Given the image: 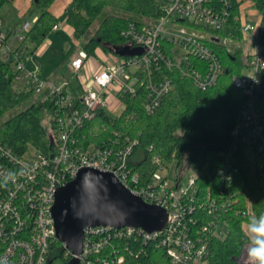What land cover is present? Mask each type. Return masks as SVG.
Returning a JSON list of instances; mask_svg holds the SVG:
<instances>
[{
	"label": "built area",
	"instance_id": "built-area-1",
	"mask_svg": "<svg viewBox=\"0 0 264 264\" xmlns=\"http://www.w3.org/2000/svg\"><path fill=\"white\" fill-rule=\"evenodd\" d=\"M240 1L237 20L242 42H249V50H244L249 56V64L241 74L232 76V84L241 89L247 98L239 111V122L231 133L237 142L244 145L246 159L257 164L264 185V107L259 109L255 103V91L263 81L264 47L254 42L262 30V15L250 10L252 4L249 0ZM163 2L162 14L155 22L143 26L130 23L122 31L125 41L119 46L139 47L142 53L103 62L88 84L84 85L81 95L73 90L67 79L42 81L37 67H26V52L17 49L18 45L12 47L14 42L20 44L25 39L33 22L23 21L8 38L4 20L0 17V49H3L4 57L14 59V80L38 92V100L51 103L53 126L49 133L54 135V149L49 154L35 149L37 155L31 158L26 157L28 151L20 156L0 143V264L47 263L50 246L57 240L51 216L55 193L84 167L112 173L145 203L164 208L167 221L162 230L151 233L129 226L86 227L82 251L76 256L78 264H92L93 257H99L105 264L121 262L123 257L119 248L112 246L114 248L108 253L106 251L113 239L130 235H139L143 240L157 239L171 264H202L209 239L225 237L227 221L221 211L233 204V194H225V191L231 185V159L238 149H230L228 155L223 157L224 166L217 169L221 177L218 193L214 194L213 190L200 193L195 174L184 182L178 176L174 179L160 178L155 171L143 183L140 173L128 162L136 140L126 138L120 141L118 132L114 133L115 137L103 139L100 143L90 140L83 143L79 137L78 132L99 111L106 113L107 95H113L112 102L114 99L120 101L122 110L115 115L119 116L125 107L122 97L135 95L139 87H144L143 109L146 113L155 111L173 88L172 79L161 75L162 65L178 68L199 88L216 83L222 64L207 41L226 46L232 41L230 36L217 39L212 32L227 24L230 0ZM56 28L57 25H54L53 29ZM161 42L169 44L166 53ZM236 43L242 47L241 43ZM109 52L114 54L112 48ZM87 57L83 50L78 51L70 61L71 71L79 72ZM192 59L197 61L193 62ZM248 147L252 149L250 152L247 151ZM153 160L158 168L164 167L157 157H153ZM241 215L245 231L247 220L253 217L249 202ZM65 255L74 257L68 249H65Z\"/></svg>",
	"mask_w": 264,
	"mask_h": 264
},
{
	"label": "trees",
	"instance_id": "trees-1",
	"mask_svg": "<svg viewBox=\"0 0 264 264\" xmlns=\"http://www.w3.org/2000/svg\"><path fill=\"white\" fill-rule=\"evenodd\" d=\"M53 1L34 0L38 16L17 49L36 51L52 27L58 24L59 20L49 12ZM249 1L252 8L262 15V30L254 42L264 47V0ZM240 2L230 0L227 24L212 31L217 39L230 36L232 41L227 46L207 41L222 64L215 84L199 88L178 68L162 65L161 75L172 79L173 88L155 111H144L142 103L146 89L139 87L135 95L122 97L125 107L119 116H111L101 110L78 132L83 143L88 140L100 143L103 139L115 137V132L120 134V141L126 138L136 140L128 162L140 173L143 183L158 169V164L153 160V157H157L163 166L174 163L176 170L191 168L197 175L196 185L200 193L207 190L218 193L221 177L217 169L224 166L223 157L228 155L230 149H238L231 159V185L225 191V194H233V204L221 211L227 221V233L223 239H209L202 264H243L247 239L242 228L244 218L241 213L248 202L253 216L264 213V185L257 164L246 159L244 145L237 142L231 133L239 122V111L247 98L241 89L232 84V76L241 74L249 64V56L236 43L243 39L237 20ZM162 5L163 0H72L66 10V22L73 28L75 39H84L82 50L86 55L94 56L97 48L109 52L113 46L123 44L122 31L130 23L143 26L155 22L162 14ZM106 8L111 11L104 15L94 33L89 34L91 22ZM6 12L9 21H14L8 31L10 38L21 19L17 18L8 0H0V17ZM197 29L203 30L201 27ZM161 43L166 53L169 44ZM228 46L231 47L230 51ZM14 63L13 57L0 55V143L20 156L30 147L49 154L54 149V135L49 133L53 126L51 103L33 97L32 88L15 87ZM255 103L259 109H263L264 96L255 98ZM20 105L24 106L6 116ZM45 119H48V128L44 126ZM112 246L119 248L123 257L117 264H171L157 239L143 240L139 235L113 239L106 253L114 248ZM71 260L70 255H65L62 243L54 240L46 264H68ZM91 261L92 264H105L99 257H93Z\"/></svg>",
	"mask_w": 264,
	"mask_h": 264
},
{
	"label": "water",
	"instance_id": "water-1",
	"mask_svg": "<svg viewBox=\"0 0 264 264\" xmlns=\"http://www.w3.org/2000/svg\"><path fill=\"white\" fill-rule=\"evenodd\" d=\"M117 56L142 53L139 47L113 46ZM264 96V79L255 91ZM55 237L74 255L68 264H78L86 227L112 226L136 227L146 232L162 230L167 221V211L145 203L132 194L110 172L84 167L73 179L60 186L51 207Z\"/></svg>",
	"mask_w": 264,
	"mask_h": 264
},
{
	"label": "rangeland",
	"instance_id": "rangeland-1",
	"mask_svg": "<svg viewBox=\"0 0 264 264\" xmlns=\"http://www.w3.org/2000/svg\"><path fill=\"white\" fill-rule=\"evenodd\" d=\"M31 9H37V8L34 5H32ZM250 10L254 11L253 8H251ZM109 11H111V9L106 8L105 11H103L99 16L94 18V20L91 22L89 34L94 33V31L98 27V24L100 23L101 19ZM180 26H182V25H180ZM177 27H179V26H177ZM187 29L191 30L189 27H187ZM50 33H52V32H49L48 34H50ZM54 35H55L54 33L50 35L51 39H53L55 37ZM64 35L65 34H63L62 32L59 33L60 41L58 43H60L59 44L60 46L58 49V53L55 55V57H53V55L51 56V49L48 48V50H46V52L41 56V58L43 59L42 61L54 60L55 66H60L61 63H59V60H60V57L62 54H68V52L74 50V48L76 50H77V48L82 49V42L84 39L79 40L81 47H79V46L76 47V46H74L75 43L72 42V39L68 38ZM206 35L209 38V34L206 33ZM240 43L242 44V47L244 48V50H246V49L249 50V47H250V46H248L249 42L243 41ZM16 45H18V43L14 42L12 44V47H15ZM56 46H57V44H56ZM1 54H2V56L4 55L3 49H0V55ZM100 54H102V55H100ZM25 55L27 57V63H28V66L26 65V67L28 69H34L35 67H38V65L35 63L37 60V56H38L35 54V51L31 52V49H28L26 51ZM97 56L99 59H97L95 56H88L85 59L88 62L94 61L96 67H92V68L90 67V69L85 68L83 70V73H81V75L73 74L66 67L65 68L63 67V69H61L62 70L61 73H59L60 74L59 76L65 77V79L72 82V84L74 85V87L76 89V92L81 95L84 91V85L88 84V82L90 81V77L93 75L94 71H97L100 68L101 62L116 61V60L120 59L119 56H116L110 52L104 51L101 48L99 49ZM31 62H34L35 64L33 63L31 65ZM41 67H42V65H41ZM38 76L42 81H47L48 79L52 80L54 78V76H56V75H54L53 73H50L49 69L47 68L46 72L38 73ZM14 84H15V87L17 89H24L25 88L21 82L14 81ZM39 96L40 95L38 92H36V91L33 92V97L38 99ZM112 98H113V95H107L106 96L107 106L105 107V111H106V113L110 114L111 116H115V115H118L120 113V111L122 110V105L118 99H114V101L112 102L111 101ZM23 106L24 105H20V106L14 108L11 112L7 113L6 116L14 113L15 111L19 110ZM43 123H44V126L46 128H48V119H45V121ZM251 150H252L251 147L247 148L248 152H250ZM35 155H37L35 149L30 147L27 154H26V157L31 158V157H34ZM155 174L158 175L160 178L168 177L170 179H174L177 176L182 177V180L184 182H186L188 180V178L190 176H193L195 173L192 171L191 168H178L176 170L174 163H170V164H168V166H164L162 169L158 168L156 170Z\"/></svg>",
	"mask_w": 264,
	"mask_h": 264
},
{
	"label": "crops",
	"instance_id": "crops-1",
	"mask_svg": "<svg viewBox=\"0 0 264 264\" xmlns=\"http://www.w3.org/2000/svg\"><path fill=\"white\" fill-rule=\"evenodd\" d=\"M8 1L10 3L11 7L14 9L17 18L21 19L17 26H19L23 21L34 22L36 20V18L38 16V10L37 9H31V6L34 5L33 4L34 0H8ZM71 4H72V0H54L51 3V5L49 7V12L59 20L58 24H57V28L53 29V27H52V30L50 31L52 33L48 34L45 37L42 44L35 51V54L38 56H37L36 62L35 61L34 62L38 65L37 68L39 69V73L46 72V70L48 68L50 73H53L54 75H56V76H54V78L52 80L48 79L49 81H52V82H58L60 80L65 79V77L59 76L60 75L59 73H61V71H62L61 69H63V67L64 68L66 67L68 70L71 71L70 66H69L70 61L75 57V55L78 53V51L82 50V49H78V48L76 50L74 48V50L68 52V54H62L60 57V60H59V63H61L60 66H55L54 60L42 61L43 59L41 58V56L46 52V50H48V48L51 49V56L53 55V57H55V55L58 53V49L60 46L59 45L60 43H58L60 41V37H59L60 32L65 34L64 36L71 38L72 42L75 43L74 46L81 47L80 41L74 38L73 28L69 24H67V22H66V10ZM2 18L4 20V24H5L6 30L8 32L10 30L12 24L14 23V21H9L10 17H9L8 12H6V14H3ZM9 22H10V24H8ZM53 33L55 34L54 35L55 37L53 39H51L50 35ZM56 44H57V46H56ZM99 49L100 48L96 49L95 55H94L97 59H99L97 56ZM100 55H102V54H100ZM25 57H26V55H25ZM34 62H31V65ZM25 63H27V57H26ZM102 63L103 62H101L100 67H101ZM26 65L28 66V63ZM41 65H42V67H41ZM90 67L91 68L96 67L95 62L94 61L88 62V61L84 60L82 69L77 73H74L72 71H71V73L81 75V73H83V70L85 68L90 69ZM70 84H71V87L73 88V90L76 91L72 82H70ZM112 100H113V98H112Z\"/></svg>",
	"mask_w": 264,
	"mask_h": 264
},
{
	"label": "clouds",
	"instance_id": "clouds-1",
	"mask_svg": "<svg viewBox=\"0 0 264 264\" xmlns=\"http://www.w3.org/2000/svg\"><path fill=\"white\" fill-rule=\"evenodd\" d=\"M243 264H264V213L247 220Z\"/></svg>",
	"mask_w": 264,
	"mask_h": 264
}]
</instances>
